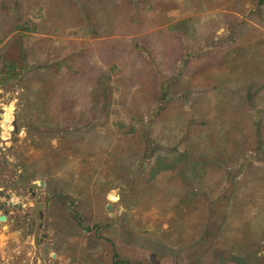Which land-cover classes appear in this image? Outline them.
Here are the masks:
<instances>
[{"label":"rangeland","instance_id":"374dc122","mask_svg":"<svg viewBox=\"0 0 264 264\" xmlns=\"http://www.w3.org/2000/svg\"><path fill=\"white\" fill-rule=\"evenodd\" d=\"M115 1L97 5L88 18L85 0H0L6 155L57 200L53 229L44 225L52 236L41 239L39 256L27 233L16 263L264 264V193L240 179L263 172L250 115L240 118L238 133L229 132L213 100L198 93L207 78L191 73L193 64L182 65L184 52L192 63L191 56L239 32L246 43L244 30L264 39L261 6L256 0L214 7L202 0H151L155 12L139 3V14L130 10L136 15L131 27L113 34L107 27L118 22ZM158 32L169 40H157ZM241 48L237 66L215 75H228L231 88L244 84L232 83L236 75L254 72L251 51ZM199 60L214 69V57ZM9 61L15 73L6 68ZM163 93L171 100L160 111L155 98ZM191 119L218 131L204 151L208 163H197L209 174L202 173L200 183L189 171L170 184L157 178L155 168L163 165L156 163L180 166ZM258 133L264 142V123Z\"/></svg>","mask_w":264,"mask_h":264},{"label":"trees","instance_id":"16d2710c","mask_svg":"<svg viewBox=\"0 0 264 264\" xmlns=\"http://www.w3.org/2000/svg\"><path fill=\"white\" fill-rule=\"evenodd\" d=\"M107 1L108 0H85V3L87 2L90 4L89 8L85 6L86 8L84 10L85 14L88 16V18H91V14H95V9L97 8V5L98 7L105 6V5L108 6ZM114 1L115 0H113V2ZM150 1L151 0H116L114 4L116 5L117 3V6H118L117 9L115 10L118 22L117 23L114 22L113 26L107 27V29H112V33L115 34L117 32H120L121 30L119 29L120 26L123 28L131 27V24L132 22H134V18L136 16L130 13L131 8L133 9L134 7L135 9L137 8V13L139 14L140 11L138 10L141 8L138 7V5L139 3H142L143 10L152 11L154 9L152 8V3ZM202 1L206 3L205 5L209 7H214V6L226 4L229 1L231 3L230 6H232V2L235 3L238 0H202ZM256 3L257 5L261 6V9L263 10L262 12H264V0H256ZM155 11L156 10H154V12ZM156 13H160V12L157 11ZM156 13L155 15H157ZM104 14H105L106 20L111 15L106 10L104 11ZM156 19L159 20L158 17ZM98 20H99V17H98ZM137 20L140 21L141 17H138ZM140 23L142 24V20L140 21ZM16 28L25 29V27H22V26H19ZM91 31L93 32L95 31V29ZM160 33L161 32L157 33L158 35L157 40L158 39L159 41L169 40L168 36L162 38L164 36V32L163 34L162 33L160 34ZM239 33H237L235 36H230L228 39L229 41L228 43L221 41L217 45L216 48H213V51L208 50V51H205L203 54L191 56L192 63L189 60L190 54L186 55V53L184 52L185 59L183 60L182 65H183V68L187 69L190 66V64H193V67L195 70L193 69L190 72L192 73L193 71H195V73H198L201 77L205 79L207 78L208 81L204 82L201 85V89L199 90L198 93L210 98V101L213 100V103H214L213 105L216 108V113L218 114V118L220 122H222V125L225 124L227 127H229V132L232 131V134L238 133L240 131L239 129L240 118L244 116L245 114L250 115V123H252V125L254 126L253 135L255 137V143L254 144L252 143V148L255 153L261 156V155H264V142L261 140V135L258 133V129L261 123H264V39L257 37L256 36L257 34L253 35L252 33H249V31L244 30L243 31L244 36H250V37H244V40L245 41L247 40V42L241 44V42L237 38L239 37V35H241ZM242 45H245L246 49H249L251 51V55L248 57L249 59L247 61L252 62L254 72H252L251 75H247L246 71H245L246 74L241 73L239 75H236L235 80L238 82L232 81V83L242 82L244 84L242 86H238V88H231L225 85V83L230 80L229 76L226 74L227 77H223L222 74L224 73L225 70H227V68L229 67L233 68L237 66V61H240L239 57H242L244 55V53L241 51ZM87 51L89 52V54L94 55L93 51L91 50H87ZM204 55L205 57L207 56L209 60L210 58L212 59L213 57L215 58L213 70L206 69L209 67V65H206L203 68L202 63L200 62L201 60L199 59L203 57ZM256 59L259 60L260 64L255 63ZM204 60L205 58L203 59V61ZM6 65H7L6 68H8V70H10L11 72L12 70H14L13 72L14 73L16 72L15 63L13 61H9ZM221 71H222V74H220V76H215ZM0 72L2 71L0 70ZM10 76L11 75H9V77ZM244 76L248 78H244ZM187 79L193 80V75H189ZM239 79H240V82H239ZM176 81L177 80H174V82ZM155 99L159 100L158 109L161 111L163 108L162 102H165V101L167 102L171 100V97L163 93L162 95L158 96V98L156 97ZM195 100H197V98ZM192 108H193V105H192ZM178 117L181 118L182 120L178 122V125L179 126L183 125V129H184V121H185L184 117L183 115H181V113L178 114ZM194 122L195 121L191 119L190 124L193 125ZM181 129L178 126L175 127V130L177 131H180ZM91 132H95V131L92 130ZM227 132L228 130H226L225 133L227 134ZM186 133L189 135L186 138V144L181 154V160L179 161L180 166L176 168L175 166L177 163L175 164L156 163V165H163V166H157L155 168L156 170L155 174L157 178H166L167 180H170V184H176V181L178 180L179 182H182L181 180H183V177H185L187 175V172L189 171L191 172L190 173L192 175L191 177L193 179L195 178V180H197L200 183H201L200 179H201L202 173H205L208 176L209 173L208 171L206 172V169L197 170L198 168L197 163L202 162L201 163L202 167H204L208 163L209 160L205 156V155H208V153H204V151L212 147L211 146L212 141H214V138L216 137V135L218 136V131L211 127L204 126V124H201V122L198 121V122H195L194 126L186 130ZM80 135L81 134L79 133V136L77 137H80ZM96 138L97 137H94V138L91 137L90 143H95ZM64 140H65V137H64ZM66 140L70 142L69 139H66ZM63 146L67 148L68 146H70V144L67 143V144H64ZM74 150H77V148H75ZM259 169H261L263 172H261L258 176L251 175L250 179H246L247 175L245 174L246 176L244 175L240 179H242L241 180L242 182H247V184L251 183L252 186H255L259 190H262L261 194H263L264 193V162H263V165H261ZM224 173H225V169L221 171V174H224ZM162 176H165V177H162ZM208 180H209V177L206 178V181ZM179 184L181 186H184V184L182 183H179ZM235 200H236V196L234 197L233 203H235Z\"/></svg>","mask_w":264,"mask_h":264},{"label":"flooded vegetation","instance_id":"af4514ba","mask_svg":"<svg viewBox=\"0 0 264 264\" xmlns=\"http://www.w3.org/2000/svg\"><path fill=\"white\" fill-rule=\"evenodd\" d=\"M2 112L3 111L0 113ZM1 116L2 115H0V117ZM5 120L6 122H9L10 116L4 117V120L2 121V127L5 124ZM7 128H9L8 123ZM4 136L5 133L0 131V191L2 192L0 196H3V199H5L4 195L6 193L8 196L14 193L15 196L18 197L19 200L17 203H20V206L16 209L20 210L21 212L18 219L19 223L15 224V226H20L25 234L29 233L31 236L35 235L37 245L40 235L39 231L42 228V218L44 216V212H46V207H48L52 201L57 202V200H54L56 197L53 195V193H48L45 183L42 180L28 179L24 173L21 174L20 170H18L16 166L11 163L6 155ZM38 181L42 182L41 186L37 183ZM31 182L35 183L37 188L29 186L28 183ZM41 248L42 250H46L47 246H43ZM46 259L47 262L53 261L52 256L49 257V259ZM39 264H46V262H39Z\"/></svg>","mask_w":264,"mask_h":264},{"label":"crops","instance_id":"0c3cea01","mask_svg":"<svg viewBox=\"0 0 264 264\" xmlns=\"http://www.w3.org/2000/svg\"><path fill=\"white\" fill-rule=\"evenodd\" d=\"M0 115L3 116V117L2 116L0 117V127L3 130H7L8 122H6L5 120V124L2 127V121L4 120V117L9 116V114L3 111L2 113H0ZM5 135H8L7 132H5ZM4 200H9L12 203H17L19 199L13 193L12 195H9L7 199L6 198L3 199V196L2 197L0 196V202ZM55 203L57 202L52 201L51 204L48 205V207H46V210H45L46 212H44V216L42 218V228L39 231L40 235L38 238L39 239L38 241L40 242H38L37 244L39 245V248H40V245L42 244L41 242L42 240L40 239H45L47 236H52L51 229H53L52 223L54 221L52 216L54 215V211H55V209H53ZM2 210L4 211V214H5V220L0 221V264H17L16 262L19 263V261H16V260L20 258L21 248H22L21 246L25 243L24 231L22 230L20 226L19 227L15 226V224L19 223L18 219H19V216H20L19 214L21 211L13 207L6 206V205L2 207V209L0 210V213L2 212ZM46 222H49L48 224L51 225V229L48 228L49 229V230L47 229L48 231H46L45 230L46 228L43 227L46 224ZM22 237H23V240H21ZM31 241H32V236H31ZM51 241L52 239L50 240L48 239V242H51Z\"/></svg>","mask_w":264,"mask_h":264},{"label":"water","instance_id":"95a60500","mask_svg":"<svg viewBox=\"0 0 264 264\" xmlns=\"http://www.w3.org/2000/svg\"><path fill=\"white\" fill-rule=\"evenodd\" d=\"M40 186L42 185V182L41 181H38L37 182ZM28 185L29 186H32V187H34V188H37V185L35 184V183H33V182H31V183H28ZM1 191H0V195H1ZM32 195V194H31ZM4 198H8V194L6 193L5 195H4ZM4 205H6V206H10V207H13V208H17V207H19L20 206V203H12L11 201H9V200H4V201H2L1 203H0V210L2 209V207L4 206ZM5 220V214H4V211L2 210V212L0 213V221H4ZM32 242H33V245H34V248H35V250H36V254H37V256H39V254H38V246L36 245V239H35V235H32ZM41 262L43 263V261L41 260Z\"/></svg>","mask_w":264,"mask_h":264},{"label":"bare ground","instance_id":"6f19581e","mask_svg":"<svg viewBox=\"0 0 264 264\" xmlns=\"http://www.w3.org/2000/svg\"><path fill=\"white\" fill-rule=\"evenodd\" d=\"M110 196H111V198H114V194H111ZM114 199H115V198H114Z\"/></svg>","mask_w":264,"mask_h":264}]
</instances>
